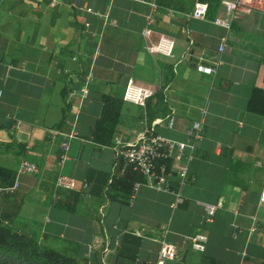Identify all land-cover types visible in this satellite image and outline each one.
I'll list each match as a JSON object with an SVG mask.
<instances>
[{
	"label": "crops",
	"instance_id": "1",
	"mask_svg": "<svg viewBox=\"0 0 264 264\" xmlns=\"http://www.w3.org/2000/svg\"><path fill=\"white\" fill-rule=\"evenodd\" d=\"M201 1L209 5L204 20L188 17L196 0H156L150 41L158 34L175 41L173 57L164 58L147 50L150 41L140 32L152 12L136 0H0V188L14 184L22 160L38 167L36 175L18 178L14 193L0 194V222L72 256L101 250L103 259L110 245L107 264H156L166 226V241L178 251L166 264H200L203 257L214 264H264V12L240 13L218 55L225 31L213 20L222 16L221 0ZM97 43L100 54L92 62ZM217 56L222 64L215 73L197 69L212 66ZM92 63L87 98L70 96ZM130 79L154 91L144 109L122 100ZM113 99L122 101L116 121ZM202 108L203 138L181 187L184 202L173 208V195L148 188L116 156L119 142H134L133 131L152 124L155 133L188 142ZM74 120L77 138L62 173L88 188L55 191L61 138L49 130H67L65 123ZM76 193L81 200L74 203ZM202 204L220 205L211 224L201 223ZM198 231L208 237L202 254L183 245ZM124 235L141 241L136 261L114 254Z\"/></svg>",
	"mask_w": 264,
	"mask_h": 264
},
{
	"label": "built area",
	"instance_id": "2",
	"mask_svg": "<svg viewBox=\"0 0 264 264\" xmlns=\"http://www.w3.org/2000/svg\"><path fill=\"white\" fill-rule=\"evenodd\" d=\"M139 3L147 4L152 12L151 15L146 17L147 25L141 29V36L146 40H151L155 35L153 28L154 23L153 13H155L159 6L156 0H136ZM263 0H221L220 7L222 9V16H217L213 20V24L225 31V35L221 38L220 44L217 49V54L220 55L226 48L227 41L231 35L232 25L238 19L240 13H250L253 10H261L264 12V6H262ZM209 5L205 1L196 0L193 5L192 11L188 17L193 20H204L207 16ZM87 13L100 17L98 12L93 11L91 8L86 9ZM170 14V13H169ZM103 17V15H102ZM83 27L88 30L89 23H85ZM90 35L98 40L99 37L96 33L91 32ZM175 47V41L172 37L165 34H158L155 40L150 41L147 50L150 54L161 56L164 58H172L173 50ZM100 54V47L97 43L93 48L90 59L95 61ZM222 64L220 57L212 62V66L203 67L199 66L197 69L205 74H213L216 69ZM92 65L84 75L82 87L78 92L75 90L70 91V96L77 95L81 99H86L89 94V85L93 80ZM80 72L84 74V70L80 69ZM67 82H70V75L67 74ZM154 91L147 87H142L134 83L132 79L128 80L125 90L123 92L122 100L125 103L137 106L144 109L147 101L152 98ZM71 97H67L65 100L66 112L68 114L69 106L71 105ZM207 116L206 108H202L200 111V117L197 121L193 122L187 131L189 136L188 142H177L168 138H165L154 131L155 124H152L150 129L145 128L141 132L133 131L135 140L132 143H120V149L117 151L116 156L122 158L128 166L134 171L141 174L144 178L145 185L156 191L164 192L173 195L174 204L173 208H178L184 202L182 196L181 187L185 185L188 178L189 164L195 157V145L203 138V124ZM174 111H171L170 117L167 119V125L169 128L173 126ZM68 126L67 130L55 128L49 130L54 136L61 138L59 144V156L57 160L58 174L54 181V190H67V191H84L88 188L86 182L78 183L75 179L66 176L62 173L63 167L69 161V149L72 140L77 138L76 121L66 122ZM38 173V167L27 161L22 160L19 163L16 172V181L10 187L0 188V194H12L19 188L18 178L23 175H36ZM173 179L176 180V189L171 186ZM139 184H135L132 188L130 204L137 193ZM259 203H264V189L260 193ZM205 212L202 224H211L213 222L215 213L220 205L202 204ZM101 219L103 218V210H99ZM252 226L250 231L253 232L256 228L255 218L252 217ZM168 234V227H164L161 230L160 236L157 242L160 244L158 251V258L156 264H165L166 262L174 261L177 257L178 251L175 246L166 241V235ZM235 237V235H234ZM208 237L205 233L198 231L195 234L184 238L183 245H186L192 252L202 254L205 252ZM118 246V241L114 242V247ZM110 249V250H109ZM104 255L102 264L106 263V257L109 253H113L110 245L104 247Z\"/></svg>",
	"mask_w": 264,
	"mask_h": 264
},
{
	"label": "trees",
	"instance_id": "3",
	"mask_svg": "<svg viewBox=\"0 0 264 264\" xmlns=\"http://www.w3.org/2000/svg\"><path fill=\"white\" fill-rule=\"evenodd\" d=\"M111 103L114 105V120L116 121L120 114L122 101L113 99ZM173 181L176 182L174 179ZM75 195L74 203L80 202L81 194L76 193ZM140 242V239L135 236L124 235L115 249V256L128 261H136ZM91 254L86 257L72 256L42 244L34 234L20 233L0 222V264H102L101 250ZM209 260L203 257L200 264H214Z\"/></svg>",
	"mask_w": 264,
	"mask_h": 264
},
{
	"label": "rangeland",
	"instance_id": "4",
	"mask_svg": "<svg viewBox=\"0 0 264 264\" xmlns=\"http://www.w3.org/2000/svg\"><path fill=\"white\" fill-rule=\"evenodd\" d=\"M262 6H260V7H263L264 6V0L262 1ZM202 223V222H201ZM167 227V226H166ZM159 248H160V244H159Z\"/></svg>",
	"mask_w": 264,
	"mask_h": 264
}]
</instances>
